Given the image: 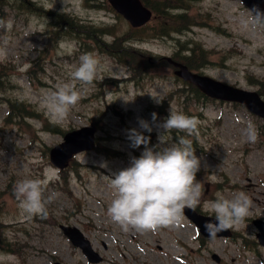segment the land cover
Returning <instances> with one entry per match:
<instances>
[{
    "label": "rangeland",
    "instance_id": "rangeland-1",
    "mask_svg": "<svg viewBox=\"0 0 264 264\" xmlns=\"http://www.w3.org/2000/svg\"><path fill=\"white\" fill-rule=\"evenodd\" d=\"M36 2L45 11L108 28L114 35L105 32L97 41L73 36L53 39L48 13L0 10V77L7 76L0 89V264H264V247L248 220L264 218V119L240 103L178 94V88L188 91L189 86L166 60L156 59L147 70L149 77L136 79L129 67L99 47L122 36L130 38L128 46L152 58L166 55L175 60L190 54L198 58L202 48L209 53L204 60L208 63L194 70L264 96V24H253L254 13L240 0H197L188 3L184 27L175 21L168 34L146 32L144 38L133 39L130 21L108 0ZM163 16H153L144 26L146 31L152 26L161 30V21H167ZM85 53L98 60L96 78L87 85L75 82L79 102L62 124H56L59 128L50 126L53 123L41 101L57 83L70 82L69 70L79 65ZM163 100L165 105H161ZM15 101L24 103L27 112L20 115L12 105ZM171 105L200 121L198 136L189 137L195 140V153L201 160L198 208L214 215L206 206L217 193L229 199L245 193L252 201L251 209L243 223L233 228L243 237L203 238L185 214L181 223L155 232L124 231L108 217L113 192L105 175L128 167L145 147L133 146L130 130L150 136L148 146L157 145L163 131L160 124ZM142 120L151 125V131L141 126ZM249 123L258 134L254 143L245 135ZM86 124L98 127V147L76 154L62 174L50 160V148L63 141L66 131ZM172 135L174 142L185 133L173 131ZM46 169L56 177L45 192L46 199L51 197L47 217L22 215L14 185L25 178H41ZM62 223L79 227L103 259L89 262L82 248L62 232Z\"/></svg>",
    "mask_w": 264,
    "mask_h": 264
},
{
    "label": "clouds",
    "instance_id": "clouds-1",
    "mask_svg": "<svg viewBox=\"0 0 264 264\" xmlns=\"http://www.w3.org/2000/svg\"><path fill=\"white\" fill-rule=\"evenodd\" d=\"M63 2V0H62ZM63 9H61L62 11ZM251 22L264 24V12L253 10ZM7 27L11 28L9 22ZM6 43V42H5ZM3 49H0V55ZM79 65L69 70L70 82L57 83L53 91L45 94L41 107L54 124H62L81 96L75 82L81 85L91 84L97 75L98 60L91 53L82 54ZM143 95V94H141ZM156 102L160 98L153 95ZM157 114H153L154 118ZM200 121L176 110L172 105L170 114L160 124L163 129L158 135V144L148 146L150 136H145L138 129H131L129 138L134 147L145 145L138 157H132L128 167L119 172L105 175L112 189L113 198L108 204L107 215L122 230L155 232L163 227H170L183 221L185 208H195L202 197V185L197 180L201 160L195 153L192 136H198ZM141 126L151 131L147 121ZM173 131L185 133L177 136L173 142ZM248 142H255L257 132L249 123L245 129ZM106 167V164L103 165ZM56 177L45 170L41 178H25L14 185V195L22 215L47 217L45 198L48 185ZM252 206L251 199L243 192L229 199L220 193L206 210L214 214V219L206 222L205 227L211 237L217 233L239 226L247 218Z\"/></svg>",
    "mask_w": 264,
    "mask_h": 264
},
{
    "label": "water",
    "instance_id": "water-1",
    "mask_svg": "<svg viewBox=\"0 0 264 264\" xmlns=\"http://www.w3.org/2000/svg\"><path fill=\"white\" fill-rule=\"evenodd\" d=\"M246 4L250 10L259 9L264 12V0H241ZM112 7L123 15L124 18L130 21L132 26L140 27V25L148 22L151 19L152 10L146 6L142 0H109ZM169 62L173 63L177 69L175 74L183 77L185 80L192 81L209 97H215L221 100H228L233 102H241L258 116L264 117V99L261 94L255 90H246L239 86H234L226 82H222L213 76L205 73H197L190 70L187 65L173 60L170 56L166 57ZM97 126L86 125L79 128H74L66 132L63 136V142L53 146L50 150L51 162H54L59 168L64 169L69 164V160L73 158L75 153L93 149L96 142L95 133ZM184 213L187 214L200 227L201 232L205 236H210L205 224L209 220H213V216L203 215L191 208H185ZM253 223L258 227L256 235L259 242L264 246V220L254 218ZM63 232L68 235L72 243L80 246L87 255L90 262H99L102 256L98 253L92 245V242L85 236L84 232L73 225H60ZM232 231L230 229L217 233L216 236L225 235L230 236ZM218 259V258H217Z\"/></svg>",
    "mask_w": 264,
    "mask_h": 264
},
{
    "label": "trees",
    "instance_id": "trees-1",
    "mask_svg": "<svg viewBox=\"0 0 264 264\" xmlns=\"http://www.w3.org/2000/svg\"><path fill=\"white\" fill-rule=\"evenodd\" d=\"M106 1V0H105ZM144 3L151 7L153 9V16H160L165 17L167 21H161V30L156 31L154 26L150 27L149 31H146L145 25L140 26L139 28H132L131 33L133 35V39L136 38H144V35L146 32L150 34H155V33H165L168 34L170 30H173L174 27L171 25L175 21H179V23L184 22L183 26L186 25V18L185 16V10H189V6L191 1H197V0H143ZM32 10V11H38V14H44L48 13L51 15V23H50V28L48 29L49 33L53 37V39L61 38L63 36H73L76 38H79L80 40L84 39V37H88L90 40H95L97 41V38L100 37V34H105L110 33L111 35H114V31L108 30V28H102L100 26H92L91 25H86L82 21L75 20L74 18H71L70 15H65L60 12H52V11H45L43 10L42 7L38 6V3L35 2V0H0V10ZM153 20V18H152ZM145 26V27H144ZM176 29V28H175ZM178 29V28H177ZM143 31V34L137 35V32ZM131 37V36H129ZM130 39V38H129ZM129 39H126L122 36H114L113 40L110 43H106L105 46L99 45L102 49L107 51L109 54L113 55L118 61L123 63V65H126L131 69V74L134 78L138 79L142 76L149 77L148 69L152 67L151 63L155 61L156 59L159 60H166L165 57H151L148 53H145L144 51H138L132 46H128ZM84 41V40H83ZM202 52L196 58L193 54H190L183 59H177L180 60L181 62L185 63L190 67L191 69L194 68H200L204 65H206L208 62H204V60H208L209 53L205 52L206 50H203L201 48ZM190 51H192L194 54H196L198 51L195 48H190ZM202 59V60H200ZM198 60V61H197ZM200 60V61H199ZM167 61V60H166ZM168 62V61H167ZM159 63H162L161 61ZM3 66V65H2ZM6 74L3 73L0 77V89H2V86L4 84V81L7 80ZM187 86H189L188 91H186L184 88L180 87L177 89L178 94H183L189 98V96L192 94L195 97H204L207 100H212L211 98L207 97L202 91H200L195 85H193L191 82H186ZM189 93V96H188ZM171 96V94L169 95ZM187 98V99H188ZM213 101V100H212ZM13 107L16 105V109H19L20 115L23 114V112H27L28 108H26V105L22 103L21 101H15L13 104ZM161 105H165V101L163 100ZM11 106V110L14 111V108ZM31 110V109H29ZM31 113L30 111H28ZM50 126L57 127L56 124H51ZM57 130V129H56ZM62 132V131H61ZM175 132V131H174ZM193 139V143H194ZM98 143V142H97ZM98 147V146H96ZM67 169L65 168L64 170L61 171L62 174ZM65 179L63 181L62 187L64 188L65 185ZM199 211H201L198 206L196 207ZM239 234L236 230L233 232V236H240L243 237V235H237ZM10 250L14 251L15 253H18V250L12 249L9 247Z\"/></svg>",
    "mask_w": 264,
    "mask_h": 264
},
{
    "label": "bare ground",
    "instance_id": "bare-ground-1",
    "mask_svg": "<svg viewBox=\"0 0 264 264\" xmlns=\"http://www.w3.org/2000/svg\"><path fill=\"white\" fill-rule=\"evenodd\" d=\"M35 2H36V0H35ZM180 24H181V25H183V24H184V22H181Z\"/></svg>",
    "mask_w": 264,
    "mask_h": 264
}]
</instances>
